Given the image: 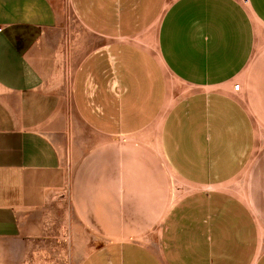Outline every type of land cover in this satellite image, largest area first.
Returning a JSON list of instances; mask_svg holds the SVG:
<instances>
[{"label": "crops", "instance_id": "0c3cea01", "mask_svg": "<svg viewBox=\"0 0 264 264\" xmlns=\"http://www.w3.org/2000/svg\"><path fill=\"white\" fill-rule=\"evenodd\" d=\"M38 252L264 264V0H0V264Z\"/></svg>", "mask_w": 264, "mask_h": 264}, {"label": "rangeland", "instance_id": "374dc122", "mask_svg": "<svg viewBox=\"0 0 264 264\" xmlns=\"http://www.w3.org/2000/svg\"><path fill=\"white\" fill-rule=\"evenodd\" d=\"M54 229L61 230V231L66 230L65 217H62L61 219H59L58 225ZM79 229H82V228H79ZM92 241L93 240H91V243H92L91 245H93L94 243V241L93 242ZM42 253L43 252H38L36 256L34 255L32 256L33 258L35 257L36 259V261L33 260L34 262H32V264H77V260H76L77 256H74V260L72 257V261H71L70 259H68L69 258L68 256H67L68 258H66L65 256L60 257L59 255L57 259V256H54L53 254L49 255V254H42ZM61 258H64V259H61Z\"/></svg>", "mask_w": 264, "mask_h": 264}, {"label": "built area", "instance_id": "2783aa9c", "mask_svg": "<svg viewBox=\"0 0 264 264\" xmlns=\"http://www.w3.org/2000/svg\"><path fill=\"white\" fill-rule=\"evenodd\" d=\"M240 87H241V83L240 82H237L234 84V89L239 91L240 90Z\"/></svg>", "mask_w": 264, "mask_h": 264}]
</instances>
